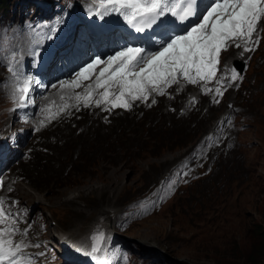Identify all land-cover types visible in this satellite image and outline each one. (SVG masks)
<instances>
[{"label":"rangeland","instance_id":"rangeland-1","mask_svg":"<svg viewBox=\"0 0 264 264\" xmlns=\"http://www.w3.org/2000/svg\"><path fill=\"white\" fill-rule=\"evenodd\" d=\"M34 15L40 16L35 11L30 16ZM25 16L26 6L21 19ZM259 27L264 29V17ZM26 32L31 30L10 31L7 48L0 38V131L33 134L28 138L31 146L24 148L30 155L12 168L9 178L13 195L23 203L30 205L36 192L46 198L33 206L43 212L49 235L58 239L71 230L84 233L105 209L112 208L120 216L141 210L170 178L162 202L144 212L148 216L132 222L120 237L155 244L170 264H251L250 256L264 239V41L254 56L245 52L240 41L228 42L222 66L236 58L251 62L241 81L229 89L219 88L222 96L205 94L209 90L194 86L188 91L191 86L178 80L163 95L150 90L146 98L133 100L126 94L133 108L123 115L109 101L95 103L105 90L95 87L96 79L80 89L66 82L69 89L58 98L73 90L71 97H80L78 105L48 129L39 130L33 125L35 114L29 125H17L22 119L13 113L7 118L2 115L17 104L4 76ZM89 85L91 98L86 103ZM112 88L108 91L116 95L118 90ZM72 98H66L68 103L53 115ZM38 102L39 98L35 112L41 110ZM220 116L219 130L210 131ZM63 180L69 193H54Z\"/></svg>","mask_w":264,"mask_h":264},{"label":"snow or ice","instance_id":"snow-or-ice-1","mask_svg":"<svg viewBox=\"0 0 264 264\" xmlns=\"http://www.w3.org/2000/svg\"><path fill=\"white\" fill-rule=\"evenodd\" d=\"M100 3L101 7L123 16L137 31L152 27L166 14L180 21L197 17L194 25L170 38L158 51L146 53L142 47H126L108 57L107 62L96 57L81 68L76 74L77 79L70 83L72 87H80L83 80L92 78L99 65L105 64L96 76V87L105 91L101 93L102 99L95 103L99 105L107 100L111 95L108 89L118 87V102L113 106L125 108L130 107L122 99L125 94L133 100L146 98L150 90L163 95L160 85L174 84L178 77L191 84L211 80L216 75L221 52L227 50L229 41L242 40L245 51L254 50L247 45L254 43L252 34L264 17V0H209L200 15L197 13V0H100ZM235 46L241 47V44L236 43ZM9 71L13 69L10 67ZM238 76L233 70L232 79ZM31 83V77L24 79L23 87L19 89L21 101L28 99ZM88 88V94L84 97L86 103L90 101L92 86ZM216 91L222 95L219 89ZM77 99L80 97L77 96ZM3 204L0 201V225L7 219ZM16 231L13 227L0 228V264H31L22 252L27 245L10 238ZM102 238L100 234L93 240L98 242ZM93 251H99V248L94 246Z\"/></svg>","mask_w":264,"mask_h":264},{"label":"bare ground","instance_id":"bare-ground-1","mask_svg":"<svg viewBox=\"0 0 264 264\" xmlns=\"http://www.w3.org/2000/svg\"><path fill=\"white\" fill-rule=\"evenodd\" d=\"M4 81L5 82H10V85H9V87H8V90H10L11 89V80L9 79V77L8 76H4ZM66 82H69L68 80L66 81ZM96 82V81H95ZM95 82H92L91 84H95ZM85 84H87V82L86 83H83V87L85 86ZM93 84V85H94ZM61 85V86H60ZM59 86H60V88H58V89H55L54 88V90L51 92V94H50V97H49V95H48V98L46 99V100H41L42 101V106H44L45 107V109H44V111L43 112H39V113H37V111L35 112V116L37 117V120H39V122H36V125L39 127V129L40 130H46V129H48L49 128V126H50V123H54V122H56V121H58V120H61L62 118H65V115L68 113V112H70V110H72V108H74L76 105H78V101H77V99H73L71 96L73 95V93H74V91L73 90H68V91H66L65 93H62V95H61V97L60 98H58V95L61 93V92H63V91H65L69 86L68 85H65L64 84V82L62 81L61 83H59ZM95 86V85H94ZM161 86V88H165L167 85H160ZM96 87V86H95ZM115 90L114 91H116V90H118V92L120 91L119 90V88L118 87H113ZM112 88V89H113ZM194 87H189V88H187V90L189 91V90H191V89H193ZM69 89V88H68ZM74 89V88H73ZM94 89V88H93ZM97 89V88H96ZM95 90V89H94ZM99 90V89H98ZM182 90H183V87H182ZM186 89H184L183 91H185ZM105 91V90H104ZM96 92V91H95ZM117 92V93H118ZM156 92V91H155ZM93 93V92H92ZM102 93V92H101ZM153 94V93H152ZM183 94V93H182ZM179 95H180V93H179ZM101 96V95H100ZM118 96V95H117ZM116 96V97H117ZM181 96V95H180ZM197 96V94L196 93H194L193 94V96L192 97H196ZM116 97L113 99V101H116L117 102V99H116ZM128 97H130V96H128ZM66 98H72L73 100H71V102L69 103V105H67L60 113H57V114H55V115H53L52 114V112L53 111H58V109H61V108H63L67 103H68V101H66L65 99ZM98 98H100V97H98ZM200 98H202V99H207V96H205V97H202L201 95H200ZM130 99V98H129ZM179 99V98H178ZM181 99V98H180ZM132 100V99H131ZM160 101V100H159ZM162 101V100H161ZM184 102V101H183ZM188 102H190V99H189V101ZM161 103V102H160ZM186 103V102H185ZM185 103H183V105L185 104ZM158 104V103H157ZM163 104V103H162ZM193 104V103H192ZM158 105H160V104H158ZM186 105H187V103H186ZM190 105V104H189ZM19 105L18 104H16L13 108H11V109H7V110H4V112L2 113V115L3 116H6V118H7V116H9L10 117V113H13L16 117L18 116V119H19V115H16V112H17V107H18ZM163 106V105H162ZM164 106H165V104H164ZM181 106V105H180ZM191 106V105H190ZM138 107V106H137ZM149 107V106H148ZM176 107V106H175ZM150 108H152V107H150ZM159 108V107H158ZM177 108V107H176ZM188 108V107H187ZM170 109V108H169ZM182 109V108H181ZM181 109H179V110H181ZM111 109H108V111H110ZM114 110L115 111H118V112H121V113H123V115L125 114V113H129L130 112V110H124V108H122V107H117V108H114ZM135 110H136V108H135ZM137 110H139V109H137ZM173 110V109H172ZM177 110V109H176ZM179 110L177 111V112H179ZM162 111V110H161ZM174 111V110H173ZM114 112V111H113ZM159 112V111H158ZM170 112V111H169ZM102 113V112H101ZM138 113V112H137ZM161 113H163V112H161ZM161 113H160V115H161ZM171 113V112H170ZM175 114V113H174ZM113 115V114H112ZM135 115V114H134ZM137 115V114H136ZM177 116V115H176ZM181 116V115H180ZM99 117H101L100 115H99ZM114 117H115V115H114ZM40 118H42V119H45V121H42ZM182 118H183V116H182ZM219 119H218V121H217V123L215 124L216 126L215 127H211V129H210V131H215V130H219L218 129V125H220L221 123H222V121H223V117L222 116H220V117H218ZM101 119V118H100ZM110 119V118H109ZM117 119V118H116ZM0 120H1V116H0ZM34 121H36L35 119H34ZM102 121V120H101ZM107 121H109V120H107ZM110 122V121H109ZM21 124H24V125H29V122H27V121H20L17 125H21ZM110 125V124H109ZM108 125V126H109ZM112 125V124H111ZM110 125V126H111ZM114 125V124H113ZM112 125V126H113ZM116 125V124H115ZM9 126V124L6 126V127H8ZM105 126V125H104ZM88 127V126H87ZM86 127V128H87ZM109 129V128H108ZM209 131V132H210ZM110 133V132H109ZM30 136H32V134L31 133H28V137H30ZM72 139V138H71ZM36 140V139H35ZM72 141V140H71ZM38 143V142H37ZM39 145V144H38ZM182 159V158H181ZM91 172V171H90ZM97 172H100L99 170H97ZM94 173V172H93ZM103 176V175H102ZM82 179V178H81ZM86 180H88V179H86ZM86 182V181H85ZM88 183V182H87ZM54 193H61V194H67V193H69V187H68V185H67V181L66 180H63L62 182H61V184H59L58 185V187L57 188H54L53 190H52ZM81 196V195H80ZM33 199V198H32ZM35 200L34 201H32L31 200V202H30V205H31V207H33V205H35V204H37V201L38 202H43V201H46V198H44L43 196H41V194H40V192H36L35 193V198H34ZM71 200V199H70ZM104 209V208H103ZM37 211H39L37 208L33 211V214H35V213H37ZM97 218V217H96ZM98 222H100V223H102V224H104V225H108L111 229H116L118 226H117V222H118V220H117V217H116V213L115 212H113V209L112 208H109V209H105V210H103L102 212H101V214L99 215V217L97 218V220L95 221V222H93L92 223V225H91V228H90V230L93 228V227H95V224L96 223H98Z\"/></svg>","mask_w":264,"mask_h":264},{"label":"clouds","instance_id":"clouds-1","mask_svg":"<svg viewBox=\"0 0 264 264\" xmlns=\"http://www.w3.org/2000/svg\"><path fill=\"white\" fill-rule=\"evenodd\" d=\"M231 116H228L227 120L230 121ZM223 122V121H222ZM162 185L159 186L158 192L155 194V197L160 194L162 190ZM155 198V199H156ZM137 205V203H136ZM148 215H144L143 211L138 210L134 213V215H128L127 213L119 216L120 219L117 218V228L111 229L108 225H104L100 222L95 224V227H93L91 230H94L96 227H99V229H102L104 233H106L107 236L110 234L113 235V237L121 242V246L124 247L123 249H119V253L122 257H130V261H126L124 264H170L166 260V254L161 249H159L155 244H147L143 241L139 240H129L124 237H120L121 232L126 230L128 226L134 222L137 219L145 218ZM90 228H88L87 231L84 233L90 231ZM72 231V230H71ZM117 231V232H116ZM84 233L77 234L75 231H73V234L77 237H80ZM64 233L60 235L58 239L54 240L55 248L61 251V245L62 242L61 238ZM75 242H78V239H75ZM59 244V246H58ZM125 246H128L130 248L129 252L125 251ZM140 248V250H139ZM102 255L98 256L92 249H90L88 246H86V257L90 259V264H108V262L113 258V248L109 246H103L102 247ZM61 262H64L61 261ZM117 262V261H116Z\"/></svg>","mask_w":264,"mask_h":264},{"label":"trees","instance_id":"trees-1","mask_svg":"<svg viewBox=\"0 0 264 264\" xmlns=\"http://www.w3.org/2000/svg\"><path fill=\"white\" fill-rule=\"evenodd\" d=\"M6 0H0V10L5 6ZM264 236V234H263ZM264 260V239L263 243L254 249L252 255L250 256L251 264H260Z\"/></svg>","mask_w":264,"mask_h":264}]
</instances>
